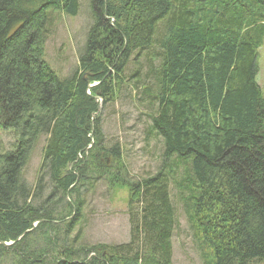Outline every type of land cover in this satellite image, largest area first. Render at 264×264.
Listing matches in <instances>:
<instances>
[{
    "label": "trees",
    "instance_id": "obj_1",
    "mask_svg": "<svg viewBox=\"0 0 264 264\" xmlns=\"http://www.w3.org/2000/svg\"><path fill=\"white\" fill-rule=\"evenodd\" d=\"M80 2L0 0V128L18 137L0 155V264H174L172 184L205 264H264V0H90L79 69L61 78L44 57L50 13L76 17ZM135 63L164 159L139 180L102 123L138 89ZM101 182L128 191V243L83 242L81 191Z\"/></svg>",
    "mask_w": 264,
    "mask_h": 264
},
{
    "label": "rangeland",
    "instance_id": "obj_2",
    "mask_svg": "<svg viewBox=\"0 0 264 264\" xmlns=\"http://www.w3.org/2000/svg\"><path fill=\"white\" fill-rule=\"evenodd\" d=\"M89 1L81 0L76 17L59 12L50 13L44 57L49 67L61 78L71 77L79 69V58L92 23ZM149 61V59H141L140 63L147 65ZM259 64L258 84L264 95V44L259 50ZM136 67V63L130 65L129 79ZM144 73L143 69L138 78L130 79V85L134 87L136 84L138 89L133 88L123 92L114 105L104 110L102 122L106 145L119 143L123 150L125 167L136 180L157 173L164 160L163 142L151 129L155 106L149 103L150 99L146 102L142 100L144 99L142 88L151 87L153 82L152 78L145 79ZM17 140L18 137L13 132L0 128V155L14 150ZM44 146L43 138L37 142L24 169L23 178L29 187H33L37 180ZM186 173L184 172L180 177V183H184ZM170 189L177 222L172 239L173 263L205 264L203 256L205 250L199 245L188 224L178 187L172 184ZM83 190L80 195L81 200H85L86 203L81 220L83 242L107 245L128 243L130 232L126 212L128 191L119 188L110 191L104 182L99 183L94 191L86 188ZM72 220L73 216L67 214L65 225Z\"/></svg>",
    "mask_w": 264,
    "mask_h": 264
},
{
    "label": "water",
    "instance_id": "obj_3",
    "mask_svg": "<svg viewBox=\"0 0 264 264\" xmlns=\"http://www.w3.org/2000/svg\"><path fill=\"white\" fill-rule=\"evenodd\" d=\"M0 245L10 246L11 244H7V243H0Z\"/></svg>",
    "mask_w": 264,
    "mask_h": 264
},
{
    "label": "bare ground",
    "instance_id": "obj_4",
    "mask_svg": "<svg viewBox=\"0 0 264 264\" xmlns=\"http://www.w3.org/2000/svg\"><path fill=\"white\" fill-rule=\"evenodd\" d=\"M231 21V20H230Z\"/></svg>",
    "mask_w": 264,
    "mask_h": 264
}]
</instances>
